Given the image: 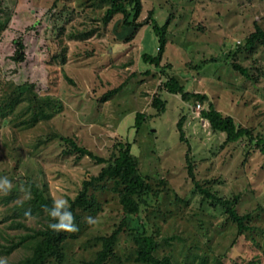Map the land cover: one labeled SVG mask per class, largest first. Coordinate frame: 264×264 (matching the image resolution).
Masks as SVG:
<instances>
[{
  "label": "rangeland",
  "instance_id": "obj_1",
  "mask_svg": "<svg viewBox=\"0 0 264 264\" xmlns=\"http://www.w3.org/2000/svg\"><path fill=\"white\" fill-rule=\"evenodd\" d=\"M110 6L111 0H0V104L24 84V90L33 85L51 95L57 106L51 118L32 125L17 115L25 99L6 122L0 113V227L19 238L43 225L38 214L24 219L26 226L12 223L11 207L32 194L30 181L55 200L69 201L85 178L101 171L106 162L75 149L67 137L104 158L111 157L119 141H130L140 171L160 192L128 215L109 181L96 191L102 210L84 213L94 223L65 242L61 264L94 258L102 247L98 236L110 234L124 220L136 228L144 224L159 241L156 254H171L174 264H198L203 256L207 264H261L264 152L248 136L227 140L202 115L208 102L185 100L164 83L176 76L187 91L207 94L218 110L253 135L264 134V46L245 45L257 25L264 28V0H142L138 21L152 11L160 25L167 24L159 66L143 57L158 54L153 24L131 35L133 28L122 25L123 13L104 19ZM19 39L25 44L20 61L12 57ZM156 94L166 101L163 110L153 103ZM183 115L182 138L177 123ZM195 180L222 198L237 197L238 212L249 213L255 229L239 234L224 206ZM29 251L21 243L10 253L0 252V259L14 264ZM137 256L132 237L122 231L107 264H148Z\"/></svg>",
  "mask_w": 264,
  "mask_h": 264
},
{
  "label": "trees",
  "instance_id": "obj_2",
  "mask_svg": "<svg viewBox=\"0 0 264 264\" xmlns=\"http://www.w3.org/2000/svg\"><path fill=\"white\" fill-rule=\"evenodd\" d=\"M141 9L142 0H111V6L107 9L104 19L108 21L116 13H123L122 25L123 27L129 26L133 28L131 35H134L145 23H152L159 37L158 54L152 55L150 53H144L143 57L146 61L159 66L167 43V24L160 25L157 20L152 17V11L149 14V18L138 21L137 17ZM150 19H152V22ZM3 27V21L0 19V31ZM258 42L264 46V28L259 25H257L256 29L247 37L245 45L253 49ZM24 48V42L19 39L16 51L12 57L18 61L24 59ZM61 56L64 60L65 53H62ZM233 65L243 74L250 76L246 67H243L237 62H234ZM164 87L169 92L180 93L185 100L196 97V99L201 102H208L209 106L202 110V115L210 121L211 127L214 130L225 132L227 140L229 141L248 136L250 142L256 140V144L259 145L264 152V134L259 133L256 136L253 135L251 128L239 125L232 115H225L222 111L218 110L207 94L187 91L185 85L176 76H168L164 83ZM118 89L119 87L114 88L104 97L110 96L112 93L118 91ZM24 99L27 100V102H25L22 107V112L17 114L19 116L24 115V118L20 120L21 123L32 125L41 119H49L54 115L53 113L57 106H54L55 101L51 95L38 93L34 90L33 85H27V89L24 90V84H18L9 93L5 104H0V113L5 120L4 122L7 121V114L12 113ZM153 103L163 110L166 101L162 99L159 94H156L153 98ZM137 117V124L140 125L143 114L139 112ZM184 120L185 116L183 115L177 123L182 138L184 136ZM67 139L75 149L82 153H87L101 162H106L97 175H89L84 179L83 185L76 195L69 197L68 203L70 207L65 206L60 209L61 212H72L75 218L73 222L78 226V231H55L49 227L50 223L57 222V220H54L49 215L50 211L55 210V199L47 189L41 188L36 183L30 181L29 186L32 194L11 207V209L13 208V212L10 214L11 217H13L12 223L26 226L24 219H27L32 214L40 215L43 217L44 221L43 225L40 227H33L30 232L27 231L22 233L19 238H17L18 235L6 233V230L0 227V252L10 253L21 243H26L30 249L28 254L14 264H61L66 255L64 251L65 242L69 238L77 237L79 233L83 231L84 226L88 224L84 218V213L93 216L102 210V202L97 197L96 191L105 188L109 181H113L112 189L118 192L122 208L128 215L138 213L142 204L148 202L150 194H158L160 192V189L154 188L147 177L140 171L138 161L132 153L130 141H119L111 157L104 158L96 155L85 146H80L73 138L67 137ZM189 170L192 178L195 179L192 164H190ZM196 184L207 196L212 197L224 206L231 219L237 223L239 234H244L247 230L255 229V226L249 223L250 214H241L238 212L235 206L237 197L233 199L222 198L211 192L209 188L201 187L197 181ZM29 212L30 215H25V213ZM122 231L128 232L132 237L139 260L148 264H174L171 254H165L163 256L156 254L159 241L155 235L147 231L144 224L136 228L125 220L110 234L98 236L97 239L102 242V247L97 251L95 257L86 260L85 264H107L108 260L115 252V245ZM3 238H6L8 242L3 241ZM262 256L263 260L261 264H264V248ZM207 263L208 260L206 256H203L198 262V264ZM187 264L193 263L188 262Z\"/></svg>",
  "mask_w": 264,
  "mask_h": 264
},
{
  "label": "clouds",
  "instance_id": "obj_3",
  "mask_svg": "<svg viewBox=\"0 0 264 264\" xmlns=\"http://www.w3.org/2000/svg\"><path fill=\"white\" fill-rule=\"evenodd\" d=\"M4 184L7 186L8 189H11L12 185L11 182L5 177ZM7 194V191L5 192ZM65 206L70 207L68 201L66 199L60 198L55 200V210L49 212V215L54 219L57 220L56 223H50L49 227L55 231L64 230L68 232H75L78 231V226L73 222L74 216L71 211H64L61 212L60 209L64 208ZM47 210V209H46ZM25 215H30L29 213H25ZM87 223H94L91 217H86ZM0 264H6L5 259H0Z\"/></svg>",
  "mask_w": 264,
  "mask_h": 264
},
{
  "label": "built area",
  "instance_id": "obj_4",
  "mask_svg": "<svg viewBox=\"0 0 264 264\" xmlns=\"http://www.w3.org/2000/svg\"><path fill=\"white\" fill-rule=\"evenodd\" d=\"M200 105V103H198Z\"/></svg>",
  "mask_w": 264,
  "mask_h": 264
}]
</instances>
